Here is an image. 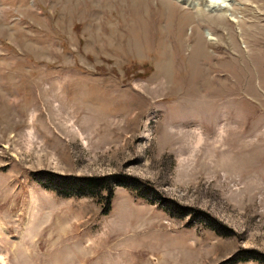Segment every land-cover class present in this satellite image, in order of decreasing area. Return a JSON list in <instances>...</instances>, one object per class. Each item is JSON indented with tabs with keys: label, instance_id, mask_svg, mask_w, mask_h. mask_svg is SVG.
Listing matches in <instances>:
<instances>
[{
	"label": "rangeland",
	"instance_id": "rangeland-1",
	"mask_svg": "<svg viewBox=\"0 0 264 264\" xmlns=\"http://www.w3.org/2000/svg\"><path fill=\"white\" fill-rule=\"evenodd\" d=\"M236 9L0 0V264H264V0Z\"/></svg>",
	"mask_w": 264,
	"mask_h": 264
},
{
	"label": "trees",
	"instance_id": "trees-1",
	"mask_svg": "<svg viewBox=\"0 0 264 264\" xmlns=\"http://www.w3.org/2000/svg\"><path fill=\"white\" fill-rule=\"evenodd\" d=\"M58 179H60V176H57L53 173L50 175V177H47L44 181H40V182L46 189H49L60 196H69V194L67 195L62 194V192H64L62 190H64L63 188H65V186L62 185ZM75 180H78V182H80L81 184L85 186L86 188L85 191L86 190L88 191V196L91 198L98 197L97 195H95L96 192H99L100 194L103 191H107L108 195L106 197L107 199H106V211L105 212L107 213L110 211L111 205H112V199H113V191L109 189V186H110L109 182L104 181L105 179H96V178H76ZM126 188L132 191L136 189H141L140 186L139 187L134 186L133 188L127 186ZM80 189L83 190L82 188ZM169 208L173 209L172 207H169ZM255 254H256L255 252H250L248 257L243 258L238 262H246L248 260H255V261L261 260L257 256H255Z\"/></svg>",
	"mask_w": 264,
	"mask_h": 264
},
{
	"label": "bare ground",
	"instance_id": "bare-ground-1",
	"mask_svg": "<svg viewBox=\"0 0 264 264\" xmlns=\"http://www.w3.org/2000/svg\"><path fill=\"white\" fill-rule=\"evenodd\" d=\"M178 3L196 11L197 9H202L206 15L219 17V18H229L235 23H239L240 19L236 16V5L237 0H175ZM206 36L210 40H215L213 35L206 31Z\"/></svg>",
	"mask_w": 264,
	"mask_h": 264
}]
</instances>
